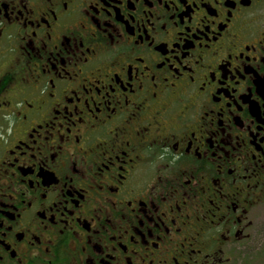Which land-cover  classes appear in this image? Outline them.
Masks as SVG:
<instances>
[{"label": "flooded vegetation", "instance_id": "flooded-vegetation-1", "mask_svg": "<svg viewBox=\"0 0 264 264\" xmlns=\"http://www.w3.org/2000/svg\"><path fill=\"white\" fill-rule=\"evenodd\" d=\"M0 264H264V0H0Z\"/></svg>", "mask_w": 264, "mask_h": 264}]
</instances>
